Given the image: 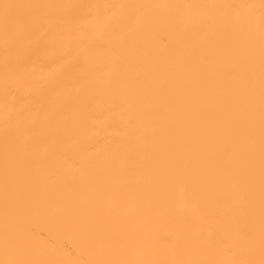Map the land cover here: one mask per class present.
<instances>
[{
    "label": "bare ground",
    "instance_id": "1",
    "mask_svg": "<svg viewBox=\"0 0 264 264\" xmlns=\"http://www.w3.org/2000/svg\"><path fill=\"white\" fill-rule=\"evenodd\" d=\"M0 264H264V0H0Z\"/></svg>",
    "mask_w": 264,
    "mask_h": 264
}]
</instances>
